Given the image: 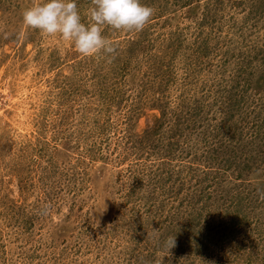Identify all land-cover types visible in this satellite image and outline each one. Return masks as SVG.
Instances as JSON below:
<instances>
[{"label": "rangeland", "instance_id": "obj_1", "mask_svg": "<svg viewBox=\"0 0 264 264\" xmlns=\"http://www.w3.org/2000/svg\"><path fill=\"white\" fill-rule=\"evenodd\" d=\"M37 2L0 0V264H264V0H141L111 59Z\"/></svg>", "mask_w": 264, "mask_h": 264}, {"label": "clouds", "instance_id": "obj_2", "mask_svg": "<svg viewBox=\"0 0 264 264\" xmlns=\"http://www.w3.org/2000/svg\"><path fill=\"white\" fill-rule=\"evenodd\" d=\"M153 13L154 10L141 0H92L85 22L77 0H38L25 8L21 15L26 28L62 38L81 56H107L111 59L117 48L104 36V30L142 31ZM166 244L169 250L175 244L174 238L171 237Z\"/></svg>", "mask_w": 264, "mask_h": 264}]
</instances>
